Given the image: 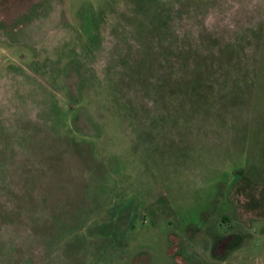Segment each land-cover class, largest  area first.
I'll use <instances>...</instances> for the list:
<instances>
[{"label": "rangeland", "instance_id": "rangeland-1", "mask_svg": "<svg viewBox=\"0 0 264 264\" xmlns=\"http://www.w3.org/2000/svg\"><path fill=\"white\" fill-rule=\"evenodd\" d=\"M0 264H264V0H0Z\"/></svg>", "mask_w": 264, "mask_h": 264}, {"label": "crops", "instance_id": "crops-1", "mask_svg": "<svg viewBox=\"0 0 264 264\" xmlns=\"http://www.w3.org/2000/svg\"><path fill=\"white\" fill-rule=\"evenodd\" d=\"M263 53V41L261 56ZM200 90V89H199ZM220 90L227 91L225 97H221L218 93ZM237 89H201V95L199 98L200 104L206 106L205 109L207 114L205 117H201L199 121V133L202 131L203 136L206 134L210 137L208 143L212 148L215 146H220V148H227L233 142L237 141L240 146L245 144L248 135L251 131V126L253 123V117L251 118L252 110L255 106V98L253 102L239 101ZM223 102L224 108L228 110H238L237 115L232 117H223L220 115V110L215 108L218 102ZM210 109V110H209ZM250 109V115L247 110ZM239 110L243 111L239 112ZM248 116V117H246ZM197 135V134H196ZM230 138V140H228ZM244 141V142H243ZM227 145V146H226ZM243 151H246L245 149ZM245 153L243 152V155Z\"/></svg>", "mask_w": 264, "mask_h": 264}]
</instances>
